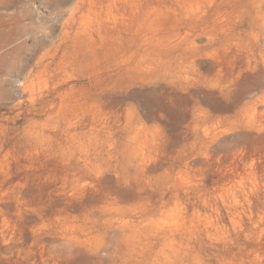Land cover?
I'll list each match as a JSON object with an SVG mask.
<instances>
[{
	"label": "rangeland",
	"instance_id": "1",
	"mask_svg": "<svg viewBox=\"0 0 264 264\" xmlns=\"http://www.w3.org/2000/svg\"><path fill=\"white\" fill-rule=\"evenodd\" d=\"M0 264H264V0H0Z\"/></svg>",
	"mask_w": 264,
	"mask_h": 264
}]
</instances>
